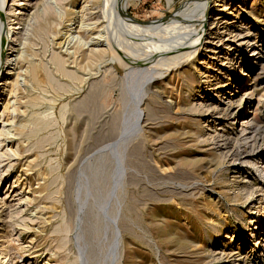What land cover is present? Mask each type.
Masks as SVG:
<instances>
[{
  "label": "rangeland",
  "instance_id": "1",
  "mask_svg": "<svg viewBox=\"0 0 264 264\" xmlns=\"http://www.w3.org/2000/svg\"><path fill=\"white\" fill-rule=\"evenodd\" d=\"M19 1L25 20L40 0H6L0 40L12 34L7 13ZM116 1L102 0L105 59L76 67L78 78L51 65L53 85L36 88L41 101L16 118L17 125L26 123L25 132L0 145L4 152L23 142L19 158L8 155L0 163V174L13 164L0 180V258L9 254L10 264H264V229L256 224L264 219V184L255 166L264 165V0H232L236 27L255 42L247 51L262 54L247 69L249 91L254 81L257 88L253 98L243 97L253 119L244 135L241 119L211 110L224 93L217 97L205 82L201 62L208 52L200 46L193 53L191 41L180 48L182 59L171 56L178 48L154 45L155 35L178 36L199 26L205 0H138L129 13L144 29H128ZM35 47L45 61L58 49L53 42ZM5 59L0 42V62ZM220 75L231 81L228 73ZM8 77L4 68L0 114ZM29 160L34 166L27 170ZM39 183L46 190L30 202ZM16 210L34 216L31 229L7 226Z\"/></svg>",
  "mask_w": 264,
  "mask_h": 264
},
{
  "label": "bare ground",
  "instance_id": "2",
  "mask_svg": "<svg viewBox=\"0 0 264 264\" xmlns=\"http://www.w3.org/2000/svg\"><path fill=\"white\" fill-rule=\"evenodd\" d=\"M5 1L6 0H0V14L3 11ZM137 1L138 0L116 1V7L121 15L120 19L124 22L123 24H125L128 29L133 27H138L139 29L145 28L129 13L130 6L136 5ZM14 4L15 2L12 3V5ZM23 4H25L23 1H19V4H17L19 8H12L13 12L7 13L9 21L8 25L12 29V34L7 32V34H5L0 40L1 46L5 49L6 53V59L0 62V75L4 72V68L5 73L9 75L7 82L5 81V85L8 89L6 98L3 101V111L0 114V123H3V128L0 129V145L8 140L13 142L15 135L20 136L25 132L27 128L26 123L17 125L16 118L20 115L18 114L19 112L24 113H21V115H25L31 106L38 104V100L41 101L38 99L39 97L35 96L33 93L36 88H40V86H44L46 83L47 85H53L54 78L52 76V71L54 69L53 67L51 69V65L64 75L69 77L71 76V78H78V69H76V67L80 69L94 67L105 59L108 51L106 48L102 47V44H100L102 36L100 22L103 21H100L99 18L101 17V12L104 11L102 0H40L37 4H35L34 10L27 15L25 20L23 18L25 12L23 11V8L20 7ZM213 13H215L216 16L213 17L212 21L209 24L207 23L206 26V20L208 21V17H210ZM105 14L106 13H104V15ZM237 15L238 14L236 13L234 2H232V0H205L203 11L198 22L199 26H197L202 31L199 36L196 31L198 28L194 27V29H192V27L191 29L188 28L190 29L188 31L183 33L181 32L182 34L178 36L166 35L164 37L162 34L161 36L155 35L153 37L155 43H153L155 46H158V48L165 50L170 49L169 51H172L174 48H178L179 50L176 54H172L173 51L171 52V56L176 55L175 58L178 57V53L182 55L183 51H181L180 48L186 46L187 50V48H189L188 45L193 46L196 44L193 46L194 50L193 47L191 48L193 53L197 52L200 46L208 52L201 62L206 64L205 71L203 72L205 74V82L211 85V89L218 92H215L217 97H219L220 92L224 93L221 95L222 97L217 98L218 101L216 102H218L219 105L214 104L211 106V110L216 111V113L223 112L225 114H229L230 112V118L232 117L234 121L241 119L243 125L241 132L244 135V133L247 134V132H250L249 130H251L252 127L251 120L253 119L250 118V111L242 106L243 97L246 96L245 99H247L248 96L253 98L257 88L256 81H254V89L249 91L250 87L248 86L249 84L247 81L250 76V72H248L247 69L250 67V63L261 58L262 54L260 51H257V49L253 50V52L247 51L252 45H254L252 49L255 48V42L251 40L248 33H242L238 30L236 27L238 19L233 20L238 18ZM138 32L140 33V31ZM38 41L46 44V46L47 44L49 46V42L56 44L58 49L52 50L48 61H45L43 56L39 58L37 51L38 47L37 49L35 47ZM191 41H194V44ZM237 43L242 44V46H239ZM65 45H67L66 50L63 49L64 51H62V48H64ZM175 52L176 50L173 53ZM184 55L185 54L182 55V59H184ZM220 57H223L224 60H226L221 62V66H217ZM180 63L181 61L178 60L175 65L171 67V71L174 72L171 76V81L178 76V73L176 72L180 69ZM226 64H228L226 67L229 68V71H224L226 68L222 67V65ZM240 64L248 65L245 70H240ZM72 68H75L76 70ZM221 73H223V75L225 74V76L228 73L231 77V81H221ZM243 93L244 95L241 96L239 101H235L236 105L234 106V98ZM247 93H249V95ZM2 94L3 93H0V95ZM250 102H252V100H250ZM218 117H220V115ZM222 119L228 120L227 117L223 116ZM217 120L220 119L218 118ZM40 124V120H34L35 128ZM30 132L31 130L26 133ZM22 144L23 142L21 143L20 141H17V146L15 148L12 145L4 152H0V163L3 162L2 158L8 155H10V157L16 156L19 158L22 155L20 149ZM224 144L225 148L228 147L229 141H225ZM2 149L3 148H1V150ZM250 153L247 155H250ZM33 160H29L27 162V170L33 169ZM11 166H13L12 162L1 172L0 180L3 173L7 172ZM255 166L256 173H259V176L263 179L261 182L263 181L264 184V165L260 164ZM19 180L20 179L17 178L13 181V187L18 185ZM39 184L40 185L36 187L37 190L32 192V198L28 196V200L30 202L36 200L37 192H43L45 189L44 184ZM12 191H15V189ZM19 200H21V198ZM5 203L6 202H4V204ZM2 207L3 204L0 205V233L2 231V224L5 220L2 214L3 210H1ZM20 213H23V211H13L9 215L10 219L7 226L11 228L14 225H21L24 230L31 229L32 224L35 221L33 219L34 216L31 213L28 216L20 215ZM260 219L261 220L256 223L257 227H260L261 224V229H264V219L262 216ZM253 233H256V231L253 230ZM1 237L2 235H0V242L2 243L4 240L2 241ZM10 260L11 257L9 254L4 253L0 258V264H10ZM45 264H48V262Z\"/></svg>",
  "mask_w": 264,
  "mask_h": 264
}]
</instances>
